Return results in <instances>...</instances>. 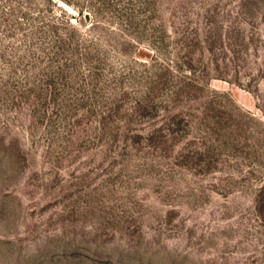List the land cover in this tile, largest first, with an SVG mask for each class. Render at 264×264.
<instances>
[{
    "label": "rangeland",
    "instance_id": "rangeland-1",
    "mask_svg": "<svg viewBox=\"0 0 264 264\" xmlns=\"http://www.w3.org/2000/svg\"><path fill=\"white\" fill-rule=\"evenodd\" d=\"M0 264H264V0H0Z\"/></svg>",
    "mask_w": 264,
    "mask_h": 264
}]
</instances>
